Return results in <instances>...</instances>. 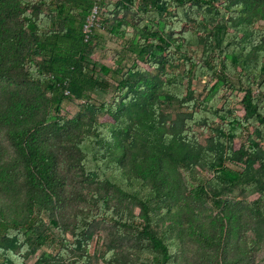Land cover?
<instances>
[{
    "label": "trees",
    "instance_id": "trees-1",
    "mask_svg": "<svg viewBox=\"0 0 264 264\" xmlns=\"http://www.w3.org/2000/svg\"><path fill=\"white\" fill-rule=\"evenodd\" d=\"M101 2L0 0V264H24L51 244L68 262L49 264H89L67 251V168L95 185L98 208L78 215L72 247L101 217L136 264H257L261 246L248 232L264 228V0H122L86 41ZM100 26L127 39L115 69L90 59ZM202 78L243 94L244 116L220 107V91L200 101ZM107 90L111 101L93 99ZM66 102L85 104L67 119ZM196 127L213 130L206 145ZM236 189L259 197L230 201ZM119 259L111 250L104 261Z\"/></svg>",
    "mask_w": 264,
    "mask_h": 264
},
{
    "label": "rangeland",
    "instance_id": "rangeland-1",
    "mask_svg": "<svg viewBox=\"0 0 264 264\" xmlns=\"http://www.w3.org/2000/svg\"><path fill=\"white\" fill-rule=\"evenodd\" d=\"M102 1V8L100 9L98 7L99 13L97 17H99L102 12H109V9H111L112 12H115L120 4L126 5L125 2L122 3V0ZM123 15L124 14H121V17H123ZM131 18L132 15H130L129 19ZM98 34L100 35V39L92 46L90 59L93 61L94 65L98 66L99 70L102 67L111 69L117 68L118 61L120 60L118 55L127 47V39H122L120 36L110 34L106 26H100V30L98 29ZM128 60L130 61L123 62L124 68H128L127 64L131 65L133 63L132 58H128ZM7 83L8 82L5 80H0V91H2L8 85ZM194 89L196 91V97L200 101H204L205 99L209 98L212 95V90L220 91L219 95L222 99L220 107L227 105V111L231 112L229 115L232 114L241 118L244 116V111L241 106L243 94L239 92H234L232 94L231 90L224 87L221 88V84L219 82L210 78L196 80L194 82ZM255 92L256 94L259 93L257 88H255ZM114 96L115 92L113 90H107L106 92L98 91L93 95V99L95 101L108 102L111 101ZM84 104V102H66L62 109V115L67 119H74L82 110V106H84ZM100 120H102V117ZM196 131L199 135L201 143L204 145H206L208 143V139L214 135L213 130L209 128L196 127ZM252 132L253 129L250 130V133ZM247 136L248 131L243 136L237 138L235 140V147L246 143ZM262 147L264 148V146ZM228 165L233 169H240V166L232 164ZM200 175L204 177L205 181L211 178L206 172H200ZM65 186L68 191V206L64 208L62 216L64 218L63 224L69 230L66 237L68 241L67 245H69V248L67 249L69 252V259L73 257L75 258L79 254L85 253L87 254L89 264H107L104 259L112 250L113 252H116V254L118 253L120 258V263L118 264H136L131 262V260L136 259L138 254L134 255V253L127 248V243H123L119 239L117 226L107 218L99 217V220L94 224L90 234L83 241V243L81 245L72 247L73 244L71 243L74 242L73 233L78 215L81 213H83V215L91 213L93 216L98 213V208L96 207L94 199V195L96 194L95 185L91 181L85 184L80 182V177L75 169H66ZM83 195L84 198H82ZM258 197L259 194L257 193L251 194L249 191L236 189L233 193L229 194L228 199L235 202L240 201L241 203H251ZM117 203L118 201L112 200L111 206L118 205V207H121L122 209L129 208L131 210V215L137 216L139 214V210L133 205ZM202 209L206 210L208 213L213 211L211 204L208 201L204 202ZM52 229L53 233H55L54 228ZM46 232H51V228H49V226H47ZM248 236H255L258 240V244L261 247L259 246L260 249L257 255V264H264V228L261 226H256L254 231L251 230L248 232ZM10 245L14 250H16L15 252L19 251L20 243L17 244L14 242ZM23 258L24 264H49L52 261L61 263L68 262L62 258V256L59 254V251L55 248V246H52V244L42 249L31 248L26 254L23 255Z\"/></svg>",
    "mask_w": 264,
    "mask_h": 264
},
{
    "label": "built area",
    "instance_id": "built-area-1",
    "mask_svg": "<svg viewBox=\"0 0 264 264\" xmlns=\"http://www.w3.org/2000/svg\"><path fill=\"white\" fill-rule=\"evenodd\" d=\"M98 6H95L90 16L87 18L86 23L84 25V35L85 40L88 41L92 35V29L96 25V20L98 16Z\"/></svg>",
    "mask_w": 264,
    "mask_h": 264
}]
</instances>
